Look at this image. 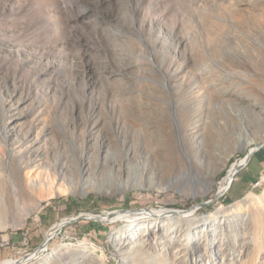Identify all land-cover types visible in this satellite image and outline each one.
I'll return each instance as SVG.
<instances>
[{"label":"rangeland","instance_id":"obj_1","mask_svg":"<svg viewBox=\"0 0 264 264\" xmlns=\"http://www.w3.org/2000/svg\"><path fill=\"white\" fill-rule=\"evenodd\" d=\"M263 142L264 0H0V263L264 264Z\"/></svg>","mask_w":264,"mask_h":264},{"label":"bare ground","instance_id":"obj_2","mask_svg":"<svg viewBox=\"0 0 264 264\" xmlns=\"http://www.w3.org/2000/svg\"><path fill=\"white\" fill-rule=\"evenodd\" d=\"M245 163H246V158L243 157V158H241L240 160H237L236 162H234L231 165V167L228 170V173H227L226 177L221 182L220 187H218V192H219V195L220 196L223 195L225 192H227L230 189V186L232 185L233 181L235 180L234 172H235L236 168H238L240 165H244ZM30 178H31V176L29 175L28 179L30 180ZM27 189L30 192H36L37 190L44 191V187L42 186L41 179L39 178L35 182L30 181V184L27 185ZM1 200H2V204H4V206H5L4 199L2 198ZM0 205H1V203H0ZM173 212H174L173 210H165L163 212H160V214H148V213H142V212H139V211H135V212H133V211H120V212H117V213H109V214H106L104 216H101V218L105 222H114V221H123V220L124 221H130V220H132L131 219L132 216L138 217V220L137 221H141L143 219L151 220V219H154V218H158V219L164 220V219H169V218L174 217L175 219H177L178 222H182L183 220H186V219L192 217L195 214L196 209L193 208L192 210L186 211V212H178V213H176V212L173 213ZM23 217H25L24 214L23 215L20 214L18 216V219L16 220L17 223ZM89 217L95 218L96 216L91 215ZM70 219L71 218L64 219L60 223L55 224L50 229V231H49V233L47 235V238H50L52 236L55 237L57 235V232H59L65 225H67V222ZM43 251H44V247H42L39 252H36L35 254L30 255L24 261L18 262L17 260H10L11 259L10 258L9 260L4 261L2 264H28V263H31L32 260H35L36 258H38L39 255Z\"/></svg>","mask_w":264,"mask_h":264},{"label":"crops","instance_id":"obj_3","mask_svg":"<svg viewBox=\"0 0 264 264\" xmlns=\"http://www.w3.org/2000/svg\"><path fill=\"white\" fill-rule=\"evenodd\" d=\"M264 175V143L254 153L248 165L239 173L238 181L239 187L243 188L245 185H251L254 181L258 180ZM238 194V191H235ZM6 259L4 261H7ZM2 261L0 264H2Z\"/></svg>","mask_w":264,"mask_h":264},{"label":"water","instance_id":"obj_4","mask_svg":"<svg viewBox=\"0 0 264 264\" xmlns=\"http://www.w3.org/2000/svg\"><path fill=\"white\" fill-rule=\"evenodd\" d=\"M264 143V142H263ZM263 143H260L259 145H257L255 148H254V150H251L248 154H247V156L245 157L246 158V163L244 164V165H240L238 168H236V170H235V172H234V175H235V178H236V176H237V174H239L247 165H248V163L250 162V160H251V158H252V156L254 155V153L259 149V147H261L262 145H263ZM231 187V186H230ZM218 196H220L219 195V192H217V197ZM207 204H209V202H201V203H199V204H197L195 207H194V209H198V208H200V207H202V206H205V205H207ZM122 211V210H121ZM174 212L173 213H175V212H177V211H175V210H173ZM101 216H103V215H97L95 218H92V217H88V216H83V215H78V216H76V217H72L68 222H67V225L68 224H72V223H75V222H81V221H85V220H88V221H101V222H103V220H102V218H101ZM62 230H60L59 232H57L58 234L61 232ZM54 238V236H52V237H50V238H47L46 237V239H45V241H44V243L42 244V245H40L38 248H37V250L35 251V252H37L39 249H41L42 247H47L48 246V244H49V242L52 240ZM29 256V254H27L26 256H24V257H22L21 259H17V261L18 262H20V261H24V260H26L27 259V257Z\"/></svg>","mask_w":264,"mask_h":264},{"label":"trees","instance_id":"obj_5","mask_svg":"<svg viewBox=\"0 0 264 264\" xmlns=\"http://www.w3.org/2000/svg\"><path fill=\"white\" fill-rule=\"evenodd\" d=\"M92 223V222H91Z\"/></svg>","mask_w":264,"mask_h":264}]
</instances>
